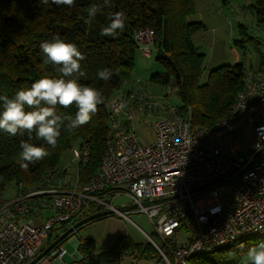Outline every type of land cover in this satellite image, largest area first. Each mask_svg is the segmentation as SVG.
Listing matches in <instances>:
<instances>
[{"label":"built area","instance_id":"2783aa9c","mask_svg":"<svg viewBox=\"0 0 264 264\" xmlns=\"http://www.w3.org/2000/svg\"><path fill=\"white\" fill-rule=\"evenodd\" d=\"M136 38L144 56L151 57L157 50L151 45L153 32L141 29ZM153 97L128 92L108 100L106 109L117 135L88 183L82 185L78 174V165L90 155V142L83 141L73 147L75 172L61 170L60 175L43 179L27 194L20 193L5 203V215L0 219V264H66L68 251L63 242L54 246L56 236L70 238L77 223L95 213L127 217L125 210L112 203L117 195L131 197L135 210L147 215L162 241L164 247L147 234L159 254L152 264H183L184 256L195 247L209 245L212 249L214 243L264 227V150L254 147L258 142L264 145L260 139L264 134V79H258L247 93L250 108L241 112V119L209 136L186 126L185 114L177 105ZM136 116L144 117L140 124L153 119L151 138L134 126ZM235 125L247 126L254 133L244 158L236 154L235 146L227 150L215 142ZM18 188L23 189L22 183ZM32 197L48 198L55 211L40 225L23 220L33 209ZM66 222H72V232H62ZM58 223L65 227L54 231L60 227ZM182 228L191 230L192 236L187 244L177 246L173 238ZM43 245L47 248L40 251Z\"/></svg>","mask_w":264,"mask_h":264},{"label":"trees","instance_id":"16d2710c","mask_svg":"<svg viewBox=\"0 0 264 264\" xmlns=\"http://www.w3.org/2000/svg\"><path fill=\"white\" fill-rule=\"evenodd\" d=\"M92 5L99 10L90 18L88 11ZM256 5L258 20L264 21V0H257ZM194 10V0H75L71 7L53 4L51 0L47 5L41 0H0V95L6 94L12 98L17 91L30 88L34 81L45 75L61 76L58 71L61 66L43 62L45 56L40 48L42 42L59 35L65 42L76 44L85 57L80 61L81 71L85 74L77 76V82L97 88L104 100L97 106V112L89 123L71 132L62 126L55 148L45 140L37 139L35 131L29 141L27 132L11 136L0 130V196L9 184H14L18 196L36 188L43 179L60 175L59 161L62 155L80 146L83 141L90 142V155L88 161L78 165V174L82 185L91 180L100 168L108 145L117 135L106 105L111 97L120 93L132 76L136 50L139 48L136 33L141 29L149 28L153 32L156 59L163 66L162 72L151 75V81L160 85H168L172 79L176 82L182 99L177 106L190 116L195 126L210 127L224 116L245 87L247 73L251 70L245 68L244 62L238 61L218 66L205 76L206 55L199 51L192 40L195 33L204 30V25L189 20ZM117 11H123L126 15L124 29L117 30L115 36H101V28L110 23V18ZM242 33H247L246 29L243 28ZM245 40L242 37L235 43L243 47ZM260 61L264 64L262 55ZM104 68L112 72L108 81L97 75ZM77 111L75 104L68 108L56 106V112L61 116L74 118ZM21 141L43 146L50 154L23 168L21 164L26 162L20 157ZM20 183L23 189L18 188ZM47 183L48 180L44 186ZM32 212L33 209L28 215ZM106 214H92L77 223L76 228ZM63 227L64 224L54 228V231ZM68 230L72 232L74 229ZM56 237L54 246L63 242L66 236L58 234ZM261 241L264 238L197 255L198 258L193 256L189 264H240L248 249ZM241 244L243 247H240ZM46 248L44 246L40 251ZM80 248L82 253L87 254L91 250V243L81 242ZM130 248L142 249L141 256L146 258L158 257L157 249L151 243H146L144 247L133 245L124 235H120L113 246L94 256L92 263H84L82 258L77 264H93L95 259H99L100 264H115Z\"/></svg>","mask_w":264,"mask_h":264},{"label":"rangeland","instance_id":"374dc122","mask_svg":"<svg viewBox=\"0 0 264 264\" xmlns=\"http://www.w3.org/2000/svg\"><path fill=\"white\" fill-rule=\"evenodd\" d=\"M256 2L257 0H226L223 4L220 0V6L223 8L221 12L226 18L228 25L227 44L229 55H226L227 61L229 63L242 61L247 70L254 71L256 74L261 75L264 72V64H261L260 61L261 55L264 59V21L258 20ZM243 28L246 29L247 33H242ZM242 37L246 38V40L243 41L245 43L243 47L235 43V41L241 40ZM151 45L154 46L152 43ZM205 51L207 52V49H205ZM236 53H238V60L236 59L237 61H233L234 54ZM135 57V67L132 76L130 80L123 85L120 93L127 94L130 92L136 95H154L153 99L156 101L163 103L171 102L172 104L180 105L182 99L178 94L177 85L173 79L168 85H160L151 81L152 74L163 71L162 64L156 59V51H153L151 57H147L144 56L142 50L138 48ZM205 70L207 74V69ZM156 95H161L165 98L160 100ZM148 115L150 116L151 112H148ZM150 117H152V115ZM143 120L144 117L136 116L133 124L142 135L146 134L151 138L153 119H148L147 122L140 124L139 121ZM253 139L252 131H250L247 126L235 125L223 135L216 137L215 142L217 145L227 150L228 146H235L236 154L244 158ZM76 167L77 162L75 161L72 148L67 150L60 158L59 168L60 170L67 169L69 173H73ZM66 177H69V174H67ZM14 187V184H9L4 194H11ZM34 200L38 201L37 198H31V201ZM44 201L48 202L49 199L45 198ZM112 203L115 207L125 210L127 212V217H116L111 214H106L98 218H92L88 222L77 227L73 235L63 241L68 251L64 256L66 264H77L82 258L84 263L86 261L92 263L94 256L109 248L108 244L111 242L112 235L116 236V238L119 234L124 235V238L131 244L143 247L149 242L148 235H151L153 239L164 247L161 240L153 232V226L147 215L144 212L135 210L137 207L131 197L128 195H117L112 199ZM129 210L133 211L129 212ZM52 212L53 208L48 203L45 208L41 209L40 215L32 216L34 224L40 225L42 222L41 217H50L53 214ZM60 225H62V223H58L56 226ZM65 225L66 228L63 229L62 232L68 230L72 222H66ZM191 236V230L182 228L174 236V241L178 245L185 244ZM84 241H89L91 243V250L87 254L82 253L83 250L80 248V243ZM45 244H48L47 241ZM141 252L142 249L130 248L125 251L123 258L119 262H115V264H144L146 257L141 256V258H139ZM196 257L198 258L199 256ZM245 257L246 254L242 258L240 264H243ZM89 262L87 263L90 264Z\"/></svg>","mask_w":264,"mask_h":264},{"label":"clouds","instance_id":"9594fccd","mask_svg":"<svg viewBox=\"0 0 264 264\" xmlns=\"http://www.w3.org/2000/svg\"><path fill=\"white\" fill-rule=\"evenodd\" d=\"M41 2L47 5L49 0H41ZM74 2L75 0H51L53 4L70 7ZM98 10L96 5H92L88 11L89 17H94ZM125 21L126 15L123 11L115 12L110 18V23L101 28L100 35L115 36L117 30L124 29ZM40 48L45 56L43 62L61 66L58 68L61 76L45 75L34 81L30 88L17 91L12 98L6 94L0 95L3 108L0 111V130L11 136H16L18 133L23 135L27 132L29 141L35 131L37 139H43L55 148L62 126L71 132L89 123L97 112V106L104 100L100 90L77 82L76 77L85 74L81 71L80 64L85 57L76 44L65 42L56 35L50 41L42 42ZM97 75L100 79L108 81L112 72L104 68ZM73 104L78 109L74 118L57 114V105L68 108ZM26 108L32 110L28 111ZM65 120H67L66 125ZM257 131L260 133V129ZM260 139L264 140V134H260ZM254 147L258 151L264 150V145L259 142ZM20 149V157L26 162L21 164L23 168H27L29 163L43 160L50 154L43 146L38 147L27 141L20 142ZM240 247H243V244ZM243 264H264V241L248 249Z\"/></svg>","mask_w":264,"mask_h":264},{"label":"crops","instance_id":"0c3cea01","mask_svg":"<svg viewBox=\"0 0 264 264\" xmlns=\"http://www.w3.org/2000/svg\"><path fill=\"white\" fill-rule=\"evenodd\" d=\"M220 5H221L220 0H194V9L195 10H194V13L191 16H189V20L191 22H201L204 25V30H200L197 33H195L192 36V40L194 41V43H195L196 47L199 49V51L206 54V66H205V68L207 69V74L210 70H212L218 66L229 63L227 61V56H226V55H229L228 44H227L228 25H227L226 18L224 17L223 13L221 12L223 10V8ZM205 49H207V52L205 51ZM142 54H143V52H142ZM233 59H234L233 61L238 60V53L234 54ZM231 63H236V62H231ZM207 74L205 72V76ZM252 134H253V138H254V133L252 132ZM253 141H254V139H253ZM253 141L251 142V144L253 143ZM16 193H17V188L14 187L11 194L8 193V194H4V195L0 196V219L3 218L5 215V211H6V208H4L6 205L5 203L14 199L16 197ZM32 198H36V197H32ZM37 200L38 201H36V200L31 201V199H30L31 204L33 205L32 206L33 212L31 213V215H28L27 219L33 220V218H32L33 215H40L41 209L45 208L48 205V203L50 205L49 201L46 202L44 200H39L38 198H37ZM52 213L54 214L55 211L53 210ZM26 216L27 215H25V217ZM25 217L23 218V220H27ZM48 217H46V216L41 217L42 222L45 221ZM120 235L121 234H119L118 236H120ZM118 236H117V238H118ZM117 238H116V236L112 235L111 242L108 244V246L109 247L113 246L115 244ZM173 240H174V238H173ZM189 240H188V242H189ZM148 243H151V242L149 241ZM187 243H185V244H187ZM180 245H184V244H180ZM180 245L177 244V246H180ZM165 251L171 256V260H174L172 253H170V251L167 248H165ZM158 259H159V254H158L157 258H151V257L146 258L144 260V264H152L153 262H156Z\"/></svg>","mask_w":264,"mask_h":264},{"label":"bare ground","instance_id":"6f19581e","mask_svg":"<svg viewBox=\"0 0 264 264\" xmlns=\"http://www.w3.org/2000/svg\"><path fill=\"white\" fill-rule=\"evenodd\" d=\"M264 79V72L261 75L256 74L254 71H248L245 79V87L238 93L235 102L232 104L229 111L222 117H220L212 126L201 127L193 125L190 116L185 115L186 126H191L193 129H200L201 136H209L218 131V129L233 123L236 120L241 119V112L248 111L250 108V97H246L247 93L252 91L257 86V80ZM241 102V103H240ZM240 103V104H239ZM238 106V110L236 109ZM264 238V227L252 228L250 231H244L233 237L221 242L214 243L212 249L209 245H202L195 247L192 251L188 252V256H184L183 264H189L190 259L193 256L207 254L213 251H219L223 249L231 248L237 244L244 243L247 240H258Z\"/></svg>","mask_w":264,"mask_h":264},{"label":"water","instance_id":"95a60500","mask_svg":"<svg viewBox=\"0 0 264 264\" xmlns=\"http://www.w3.org/2000/svg\"><path fill=\"white\" fill-rule=\"evenodd\" d=\"M93 264H100V260H99V259H95V260L93 261Z\"/></svg>","mask_w":264,"mask_h":264}]
</instances>
